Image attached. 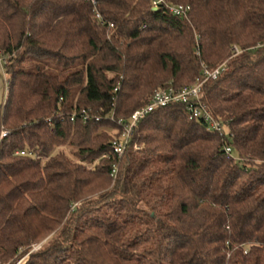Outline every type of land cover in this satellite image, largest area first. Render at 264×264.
Here are the masks:
<instances>
[{
    "label": "trees",
    "instance_id": "1",
    "mask_svg": "<svg viewBox=\"0 0 264 264\" xmlns=\"http://www.w3.org/2000/svg\"><path fill=\"white\" fill-rule=\"evenodd\" d=\"M153 1L0 0L1 264H264V0Z\"/></svg>",
    "mask_w": 264,
    "mask_h": 264
},
{
    "label": "built area",
    "instance_id": "2",
    "mask_svg": "<svg viewBox=\"0 0 264 264\" xmlns=\"http://www.w3.org/2000/svg\"><path fill=\"white\" fill-rule=\"evenodd\" d=\"M163 2L164 0H154L152 3L153 9L157 10L159 5L163 4ZM167 7L171 13L179 17L186 15L188 10L178 4H172ZM234 50L236 51V53H239L237 48H234ZM224 68L225 65H222L219 68L212 71L205 69L203 72L204 80L195 86L185 87L179 91L178 90L176 91L173 88L157 90L154 93L152 101L147 106L135 111L132 114L129 121L124 122L123 120H119L117 122V124L123 129V132L121 134V138L113 142L112 146L115 154L118 157L123 156L131 141V138L135 130L137 129L139 123L142 120H144L149 114L154 112L156 109L165 107L171 103L180 102L186 104L190 112L191 120H204L206 123H208L209 127L213 131H217L218 133L222 134L221 125L216 120H214L213 117H211V115L205 110L204 107L198 106L197 102H199L200 100L202 85L208 80H216L224 71ZM94 119L96 121L100 120L99 118H94ZM72 120H74V118H72ZM86 120H89V118L87 117ZM7 135L8 133L6 131H3L1 133V139L6 138ZM136 148L138 149V147ZM226 153L230 154L231 150L227 149ZM21 155H24V153H21ZM42 246L43 243L33 246L29 254L39 251L42 248ZM28 255L21 258L16 264H23L25 259L28 257Z\"/></svg>",
    "mask_w": 264,
    "mask_h": 264
},
{
    "label": "crops",
    "instance_id": "3",
    "mask_svg": "<svg viewBox=\"0 0 264 264\" xmlns=\"http://www.w3.org/2000/svg\"><path fill=\"white\" fill-rule=\"evenodd\" d=\"M2 73H4V70H3L2 62L0 60V110H1V106L3 103L4 96H5L4 81H3Z\"/></svg>",
    "mask_w": 264,
    "mask_h": 264
},
{
    "label": "rangeland",
    "instance_id": "4",
    "mask_svg": "<svg viewBox=\"0 0 264 264\" xmlns=\"http://www.w3.org/2000/svg\"><path fill=\"white\" fill-rule=\"evenodd\" d=\"M29 65H31V64L30 63L29 64L27 63V66L28 67H29ZM5 76L6 75L4 73H2V77H3V81H4V89H5V80H6V77ZM106 130L108 131V129H106ZM65 151H66L67 154H70V152H71L70 149H66Z\"/></svg>",
    "mask_w": 264,
    "mask_h": 264
}]
</instances>
